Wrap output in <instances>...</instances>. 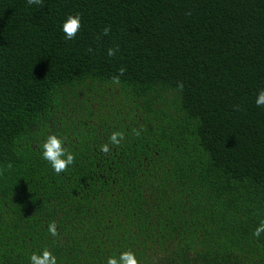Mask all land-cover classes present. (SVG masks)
Listing matches in <instances>:
<instances>
[{"label": "trees", "instance_id": "16d2710c", "mask_svg": "<svg viewBox=\"0 0 264 264\" xmlns=\"http://www.w3.org/2000/svg\"><path fill=\"white\" fill-rule=\"evenodd\" d=\"M262 89L264 0H0V264H264Z\"/></svg>", "mask_w": 264, "mask_h": 264}, {"label": "clouds", "instance_id": "9594fccd", "mask_svg": "<svg viewBox=\"0 0 264 264\" xmlns=\"http://www.w3.org/2000/svg\"><path fill=\"white\" fill-rule=\"evenodd\" d=\"M27 5H38L43 7V0H26ZM82 27L81 16L80 15H70L67 20L63 23L62 31L65 35L66 40L74 39L79 30ZM110 32V27H106L103 30V34L107 35ZM116 49L109 48L108 55L115 56ZM125 69H120V74L124 73ZM113 84L119 85V76L113 78ZM178 87L182 90L183 85L180 84ZM256 106L264 107V89L260 90L256 98ZM139 131L136 135H139ZM124 139V134L122 132H113L109 141L112 145L119 146ZM42 148V159L50 163L51 167L54 169L56 174L66 172L70 165L75 163V155L69 152L64 146V141L58 137L56 134H52L46 137L44 143L41 145ZM100 151L108 153L110 151L109 144H103L100 146ZM11 167V164L8 165ZM48 231L52 236H58L57 225L55 222H51L48 226ZM264 232V221H261L260 225L256 228L253 233L254 237H260V234ZM31 264H57V258L49 250H44L42 255L33 254L31 256ZM107 264H139V261L132 251H124L120 253L118 257L112 256L107 260Z\"/></svg>", "mask_w": 264, "mask_h": 264}, {"label": "rangeland", "instance_id": "374dc122", "mask_svg": "<svg viewBox=\"0 0 264 264\" xmlns=\"http://www.w3.org/2000/svg\"><path fill=\"white\" fill-rule=\"evenodd\" d=\"M107 95H110L108 92L106 93ZM106 98H103V100H105ZM109 99H107L106 101H108ZM92 105H94V102H91ZM112 107H114V104H111Z\"/></svg>", "mask_w": 264, "mask_h": 264}]
</instances>
